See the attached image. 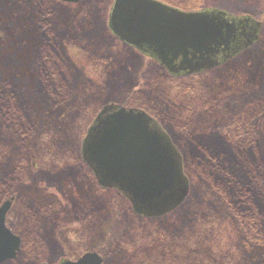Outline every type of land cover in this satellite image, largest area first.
<instances>
[{
  "label": "rangeland",
  "instance_id": "374dc122",
  "mask_svg": "<svg viewBox=\"0 0 264 264\" xmlns=\"http://www.w3.org/2000/svg\"><path fill=\"white\" fill-rule=\"evenodd\" d=\"M14 1L0 0V101L26 100L36 128L20 145L16 124L0 119V176L15 169L27 175L8 193L14 202L7 218L25 242L16 260L0 264H53L86 251H98L103 264H264V193L258 190L264 178L248 172L258 165L264 173V0H204V7L261 21L260 38L220 67L184 78L166 76L151 58L112 45L104 24L113 0H54L53 8L43 0ZM43 9L49 35L39 26ZM51 38L65 86H73L54 105L35 89L38 52ZM145 96L178 142L190 177L187 198L159 218L138 216L124 195L101 188L81 158L103 105H133ZM235 122L254 141L244 154L229 152L234 174L222 173L212 184L193 141L203 133L207 141Z\"/></svg>",
  "mask_w": 264,
  "mask_h": 264
},
{
  "label": "water",
  "instance_id": "95a60500",
  "mask_svg": "<svg viewBox=\"0 0 264 264\" xmlns=\"http://www.w3.org/2000/svg\"><path fill=\"white\" fill-rule=\"evenodd\" d=\"M108 19L118 39L175 75L226 62L252 46L262 27L251 15L217 7L186 11L161 0H115ZM92 122L82 142V160L100 186L121 191L134 212L147 217L162 216L184 201L190 181L182 154L156 119L142 109L110 103ZM10 206V200L0 206V263L16 259L21 245L6 226ZM102 263L98 252L89 251L56 264Z\"/></svg>",
  "mask_w": 264,
  "mask_h": 264
},
{
  "label": "trees",
  "instance_id": "16d2710c",
  "mask_svg": "<svg viewBox=\"0 0 264 264\" xmlns=\"http://www.w3.org/2000/svg\"><path fill=\"white\" fill-rule=\"evenodd\" d=\"M27 1L30 0H16L14 2L18 4L23 3L26 5L28 3ZM43 1L44 2L48 1L50 4V8H53L51 6L52 5L51 3L54 0H43ZM163 1L184 9H198L204 6V4H202L204 3V0H163ZM46 13H48L46 9L39 11V15L42 16L43 18V20L39 22V26H41L43 32L46 35H49L51 29L53 28L51 27V25H46L47 24L46 22L47 20L45 19V17L47 16L45 15ZM50 13H52V11ZM51 41L52 38L50 39L49 42V44L51 45L49 48L46 46V43L44 42L41 50L38 52L37 68L39 70V77L38 80L36 81L35 89H36V94H40L42 91L47 92L49 100H46V98H44V101L48 104L54 105L56 103L62 102V100H66L70 92H72L73 86H70V89L69 86H65V83H67V76L62 77L61 73L63 69L61 68L62 63L60 62L61 59L60 54L59 52H57L58 50H56L55 46H53ZM61 90L66 92L64 96L62 95V93H60ZM50 92L51 95L52 94L56 95L55 96L56 99H52V97L54 96L49 95ZM19 100L20 99L13 101L10 98H8L7 100L0 101V119L2 117H5L16 124V126L18 127L16 133L17 135H19L18 143L21 145L27 140L28 136L31 135L32 131L35 130L36 123L34 121L35 113L32 107L28 105V102L26 100L25 101L24 100L19 101ZM150 102L151 101L148 97L141 98L138 100H134L132 102L133 103L132 106H137L140 107L141 109L143 108L148 112H150L151 114H153L151 112L153 110H150V106H151ZM243 129L235 122L229 125L228 127H226L224 130H222V133L219 132V134H217L216 136L214 135V132H212V134L215 137L207 138V141L206 139H204V133L202 135L200 134L202 136L201 137L202 139H198V140L194 139L193 145H195L196 142L195 146L199 150L198 153H201L202 155L204 153V170L205 171L207 170L208 173L211 174V176L208 178L211 179L212 184H216L219 180H223L224 176L221 175L222 173L234 174L232 170L233 166L231 165L233 161L230 158H228L230 151H238L241 155L247 152L248 151L247 149L252 146L254 139H252L249 142L246 141L245 136L243 134ZM206 136L209 135L206 134L205 137ZM224 154L227 155L225 156ZM20 159L21 158H19L18 161ZM261 170L262 168H259V166L256 165V168L254 170L255 172L253 171L251 172L250 170H248V172L256 173L254 176L258 178L261 177L263 179L264 173ZM25 176L24 175L21 176V174L17 172V169L5 174L4 177L0 176V202L2 201V199L4 200L5 198L8 197V193L12 192L14 190V187H16V185H19L21 182L22 183L24 182V180L26 179ZM248 181L253 182L252 180L250 181L249 178ZM241 183H243V181ZM258 190L263 195L264 186H260V187L258 186ZM55 204H51L50 207L53 208ZM45 210L46 212H48L47 209ZM245 226H246L245 228L247 234H249L251 237V232H250L251 227H249V225L248 226L245 225ZM40 229L41 227H39V230ZM36 258L39 259V257Z\"/></svg>",
  "mask_w": 264,
  "mask_h": 264
},
{
  "label": "flooded vegetation",
  "instance_id": "af4514ba",
  "mask_svg": "<svg viewBox=\"0 0 264 264\" xmlns=\"http://www.w3.org/2000/svg\"><path fill=\"white\" fill-rule=\"evenodd\" d=\"M57 1V0H56ZM58 3H61V2H59V1H57ZM63 4V3H62ZM105 25V27H104V31H105V33H109V34H111V36H112V45L113 44H115L116 42H118L120 45H122L124 48H128V49H131V50H133V51H136L137 53H139L140 55H142V56H145V57H148V58H151L150 56H148V54H145V53H143V52H141L140 50H138L136 47H134V46H131V45H129V44H127L126 42H122L120 39H118L117 38V36L112 32V30L110 29V26H109V21H107L106 20V23L104 24ZM113 41H116V42H114L113 43ZM111 45V46H112ZM249 48H247V49H244V50H248ZM243 50V51H244ZM152 60H154V62H156V65L158 66L157 68H160L161 70H163L166 74V76H170V77H181V76H184V75H187V74H180V75H175V74H172L171 72H169L168 71V69L166 68V67H164L163 65H161L157 60H155L154 58H151ZM229 61V60H228ZM228 61H226V62H228ZM226 62H224V63H226ZM224 63H222V64H219L217 67H214V68H211V69H206V70H203V71H200V72H198V74H201V73H205V72H208V71H212L213 69H216V68H218V67H220L221 65H223ZM163 126V125H162ZM164 127V126H163ZM170 138L172 139V141L175 143V145L178 147L179 145H178V142L176 141V140H174L173 139V136H171L170 135ZM178 149H179V147H178ZM181 150V149H180ZM27 168H28V166H27ZM28 170V169H27ZM27 176V175H26ZM25 176V177H26ZM27 178V177H26ZM9 197V196H8ZM5 198L4 200L2 199V201L0 202V206L3 204V202L4 201H6V200H8V199H10L11 200V207H10V209H9V211H8V213H7V215H6V225L8 226V228L9 229H11L12 230V232L15 234V235H18L20 238L19 239H21V245H20V249L18 250V253H17V256H16V259L18 258V255H19V253H20V251H21V249H22V247H23V244H24V242H25V238H23L24 236H22L21 234H19V233H16L10 226H9V224H8V219L7 218H9V216H10V210H11V208H12V204H13V202H14V198ZM44 211H46V210H44ZM16 259H7V260H5L4 262H2V263H5V262H9V261H14V260H16Z\"/></svg>",
  "mask_w": 264,
  "mask_h": 264
}]
</instances>
